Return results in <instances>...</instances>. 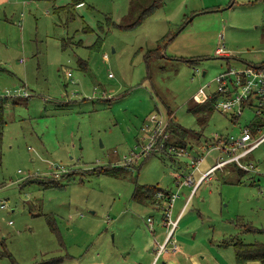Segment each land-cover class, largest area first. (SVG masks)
Here are the masks:
<instances>
[{"label": "rangeland", "instance_id": "374dc122", "mask_svg": "<svg viewBox=\"0 0 264 264\" xmlns=\"http://www.w3.org/2000/svg\"><path fill=\"white\" fill-rule=\"evenodd\" d=\"M130 1L85 0L68 21L51 0H0V251L7 253L0 264L66 253L61 264H147L153 251L144 255L143 245L166 229L168 203L140 204L132 198L136 184H159L183 199L194 188L173 235L195 254L194 264H236L232 240L264 242V231L244 229L264 227L262 148L255 169L223 166L196 187L177 184L193 158L204 154L205 170L224 155L208 148L217 134L237 135L255 115L256 106H246L234 121L214 107L202 125L189 107L216 92L215 78L229 67L264 59V0H133L139 9L128 20ZM150 5L140 23L120 25ZM222 43L228 55L216 52ZM157 44L162 55L147 61ZM168 108L200 136L186 138L183 151L143 154L152 115L166 124ZM167 133L156 146L176 137ZM105 166L131 169L94 171ZM168 253H177L174 245L156 264ZM181 255V264H191Z\"/></svg>", "mask_w": 264, "mask_h": 264}, {"label": "built area", "instance_id": "2783aa9c", "mask_svg": "<svg viewBox=\"0 0 264 264\" xmlns=\"http://www.w3.org/2000/svg\"><path fill=\"white\" fill-rule=\"evenodd\" d=\"M220 37L223 38V35ZM216 52L221 55L229 54L224 43L218 46ZM68 74L71 75V72ZM215 80L217 82V91L221 92L220 95L222 96L221 99H217L216 107L224 112H230L231 116H234L237 120L242 115V111L246 106H256L255 112L263 114L264 117V65H250L238 69L229 67L227 71L220 73ZM202 90L203 87L199 91L201 92ZM210 95L212 94H208L207 96L209 97ZM157 117L158 114H153L151 117L154 123L152 127H148L150 133L147 136L148 143L143 145V154L158 148L155 144L159 135L168 136V133L165 131L166 124L164 120L161 118L157 119ZM208 148L209 150L219 149L224 152V155L218 156L216 162L203 171L198 179L195 178V172L199 169L205 155L201 154L193 158L189 164L190 169L185 178L180 180L178 177L177 184L179 186L194 185L196 187L213 171L228 163H236L244 170L257 168L254 161L247 159V157L257 148H263L264 150V123L257 125L254 130L245 125L237 135L231 134L223 138L217 134V140H212ZM157 196L161 199L163 193L158 192ZM177 196L178 191L172 192L167 201L168 205L163 220L164 224L168 227V233L165 242L159 243L156 248V258L153 264L166 251L168 242H172L175 250L178 248L176 241L172 239L179 220L172 217V207ZM2 206H5V204L3 203ZM148 222L152 228L153 219L151 217L148 218Z\"/></svg>", "mask_w": 264, "mask_h": 264}, {"label": "trees", "instance_id": "16d2710c", "mask_svg": "<svg viewBox=\"0 0 264 264\" xmlns=\"http://www.w3.org/2000/svg\"><path fill=\"white\" fill-rule=\"evenodd\" d=\"M55 2L56 0H51ZM85 0H72L71 3H68L67 5H60V6H55L54 5V11L57 13L65 12L67 14L66 20L70 19H75L76 18V6L77 4L84 3ZM155 3V2H154ZM143 4V3H142ZM145 7V5L143 4ZM156 5H152V7H155ZM151 5L146 9V12H142V15L138 17L136 21H130V22H124L125 24H120L121 26H126L130 27L134 24L140 23L144 16L146 15L147 12L151 10ZM139 7L136 4V1H130L129 9H128V20L129 17L133 15L134 12H137ZM108 19H110L108 17ZM110 22L113 20L110 19ZM113 23V22H112ZM115 23V22H114ZM101 27H103L101 25ZM103 38L99 36L95 42V47H99L102 44ZM162 47V44H157V47L155 50H149L147 55H145V58L148 61L149 56H154L158 57L161 54V50H159ZM188 62H191L192 60H187ZM259 66V65H264L263 62H254V63H249L247 64L248 66ZM229 69V68H228ZM221 92H214L212 95H210L207 99H204L203 102H198L196 104H193L189 107V110L195 113L196 120L200 124H205L206 121L209 119L214 107H216V101L218 99V94ZM5 100L0 98V139L3 135V130H4V125H5V117H4V111H3V105H4ZM168 113V119L166 123V128L165 130L169 132L173 138V136H176L173 138V140H170L166 138L163 141V144L160 145V142H158L159 146L158 148H155L153 150H161L165 151L169 149L170 146L176 147L180 149V151H183V148L186 147V138L189 137H194L197 136L199 137L200 134L198 131L194 129H189L186 127H183L181 124H179L174 117V112L171 108L167 109ZM232 119L235 121L236 119L234 116H232ZM264 123V117L263 114L259 112H255V115L253 119L247 123V125L252 128V130L255 129L257 125H262ZM161 141V139H159ZM1 147H0V159L2 158V153H1ZM234 166H237L239 169L242 171H246L242 168H240L236 163H234ZM131 168H126L124 166H105L98 168L97 170L94 169L95 172L98 173H107L115 176L121 175V171L124 172H129ZM56 179V178H54ZM158 192H162L163 196L162 199L168 201L169 196L171 195L170 190L165 189L161 187L159 184H136L132 193V198L143 203H155L158 201L160 198H158L157 194ZM47 221L49 225L54 229L56 226V219L53 215H47ZM244 229L246 230H253V231H264V227L257 228L254 227L253 225H250L246 227V224H244ZM234 248V254H235V260L236 264H264V242L260 241H255V242H248L244 241L242 239H235L230 242ZM7 253L5 251H0V257L5 256ZM60 259L58 258H51L49 260H44L43 262H33L30 264H55L59 261ZM257 262V263H253ZM18 264V263H14Z\"/></svg>", "mask_w": 264, "mask_h": 264}, {"label": "crops", "instance_id": "0c3cea01", "mask_svg": "<svg viewBox=\"0 0 264 264\" xmlns=\"http://www.w3.org/2000/svg\"><path fill=\"white\" fill-rule=\"evenodd\" d=\"M57 1V0H56ZM53 2V1H52ZM85 3V2H84ZM84 3H80V4H77V6L78 5H81V4H84ZM54 5L55 6H57L56 4H55V2H53V4H52V6L54 7ZM76 6V7H77ZM148 52H149V50H148ZM225 55H228V54H225ZM264 61V59H261V60H259V62H263ZM247 64H249V63H247ZM247 64H245L243 67H241V68H245L246 66H247ZM258 149V148H257ZM257 149L256 150H254L248 157H247V159H249V160H252V161H254V163H255V165L257 166V164H256V161H259V156H257L255 153H256V151H257ZM263 149V148H262ZM221 154V153H220ZM218 156H220V155H218ZM218 156H217V158H218ZM262 156H264V150H262ZM215 162H213V164H214ZM213 164H211V165H209V167L210 166H212ZM231 165H233L234 166V163H228V164H226V165H224V167L225 166H231ZM201 166H202V164L200 165V167H199V169L195 172V174L196 175H199L200 176V174L203 172V171H205V170H207L209 167H207V169H205V170H202V168H201ZM221 168V167H220ZM199 176L197 177V179L199 178ZM184 186H190V185H184ZM194 188H192V190L189 192V193H187V195H184L185 196V198L183 199V197H178V198H176L175 199V201H174V204H173V207H172V217L173 218H178L179 220H178V224H177V226H176V228H175V230H174V234H175V232H176V230H177V228H178V226H179V224H180V221H181V219H182V217H183V212H184V210H188V209H191V207L193 206V204H192V198H193V195H192V193H193V190ZM135 200V199H134ZM137 201V200H136ZM137 202H139V201H137ZM140 204H143V205H149V204H153V205H155L156 207H163L164 205H165V200L164 199H159L158 201H156L155 203H143V202H139ZM188 208V209H187ZM166 208H164V210H165ZM164 222V221H163ZM154 223V222H153ZM153 223H152V226H153ZM150 226V225H149ZM164 226H165V230H166V232H165V230L163 231L161 228L158 230V233H157V237H150V239L143 245V250H144V255H145V253H150V251L153 253L152 254V256L150 257V259H148V261H147V264H153V262H154V260H155V258H156V253H154V251L156 252V248H157V246H158V244L159 243H163V242H165V239H166V236H167V233H168V227L164 224ZM57 228L59 229V227L57 226ZM151 228V227H150ZM179 229H182V228H179ZM154 230V228L152 227V230L151 231H153ZM183 231H190V229H189V227H187L186 229H184ZM190 233H192L191 231H190ZM173 234V235H174ZM173 239V238H172ZM177 241V240H176ZM177 243V242H176ZM169 244H172V242L170 241V242H168L167 243V249H166V251H168V246H169ZM184 245H186V243H183V245H180V247H178L175 251L177 252V253H174V254H170V253H168V255L166 256V260H165V262L163 263V264H181L180 263V260H178V258H177V256H178V254H182L180 257H182L183 255H185L186 257H185V259H186V261L188 262H190L191 264H194L193 262H195V254L194 253H191V254H186V253H188V251L186 250V247H184ZM164 253V252H163ZM163 253L157 258V260H156V262H155V264L157 263V261H159V258L163 255ZM68 255V253H66V254H64V255H61L60 257L61 258H58V257H54V255H52V256H49V257H46V258H43V259H36V262H43L44 260H48V259H50V258H58V259H60L57 263H55V264H61V263H63V261H64V258H65V256H67ZM35 262V261H34ZM253 263H257V262H253ZM139 264H141V263H139Z\"/></svg>", "mask_w": 264, "mask_h": 264}]
</instances>
